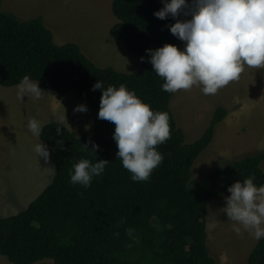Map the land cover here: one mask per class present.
I'll list each match as a JSON object with an SVG mask.
<instances>
[{"label": "trees", "instance_id": "obj_1", "mask_svg": "<svg viewBox=\"0 0 264 264\" xmlns=\"http://www.w3.org/2000/svg\"><path fill=\"white\" fill-rule=\"evenodd\" d=\"M1 1L0 86L15 87L29 77L51 95L74 92L88 108L93 124L78 135L59 123L43 126L39 140L53 157L55 174L25 210L0 218V255L12 264L43 260L53 264H216L206 246L208 203L251 175L257 186L264 185L260 168L264 151L189 185L194 161L212 142L215 127L227 111L217 107L203 135L185 144L169 109L173 94L162 90L164 80L153 72L146 52L166 43L182 49L183 43L168 26L185 17H155L162 0H112L117 22L109 34L121 40L140 64L137 72L124 74L96 67L74 44L56 45L41 17L18 21L1 11ZM97 80L103 81L104 88L124 84L153 111L170 116L171 138L157 146L163 161L146 182L131 180L116 157L115 125L97 118L102 93L91 90ZM57 127L62 129L60 136ZM90 141L99 146L95 154L89 151ZM81 158L109 161L87 189L69 182L72 166ZM169 224L171 229L166 227ZM129 227L138 239L128 237L125 229ZM245 264H264V239L257 241Z\"/></svg>", "mask_w": 264, "mask_h": 264}, {"label": "rangeland", "instance_id": "obj_2", "mask_svg": "<svg viewBox=\"0 0 264 264\" xmlns=\"http://www.w3.org/2000/svg\"><path fill=\"white\" fill-rule=\"evenodd\" d=\"M111 3L112 0H2L1 11L14 15L18 21L41 17L56 45L74 44L96 67L131 74L139 70L140 64L121 40L109 34L117 22ZM22 84L0 87V122L5 118V126L0 124V218L25 210L55 174L49 169L55 170L50 152L47 162L36 157L34 145L41 141L28 130V120L35 118L43 125L59 123L76 135L93 124L88 108L86 112L74 111L78 105H85L74 92L51 95L38 82L44 91L42 96L36 98L28 93L21 100L17 93ZM217 107L224 108L227 115L216 125L212 142L194 161L190 186L245 156L264 151V69L245 66L239 80L216 95H204L197 86L173 94L169 109L184 134L185 144L203 135ZM260 168L264 171V161ZM229 195L226 192L208 203L206 246L216 264H245L257 240L243 229L237 234L233 222L220 211ZM0 264L12 263L0 255Z\"/></svg>", "mask_w": 264, "mask_h": 264}, {"label": "clouds", "instance_id": "obj_3", "mask_svg": "<svg viewBox=\"0 0 264 264\" xmlns=\"http://www.w3.org/2000/svg\"><path fill=\"white\" fill-rule=\"evenodd\" d=\"M162 3V9L153 13L155 17L161 20L169 16L185 17L168 26L170 33L183 43L182 49L167 43L146 49L153 72L164 80L163 91L175 94L197 86L204 95H216L239 80L245 66L264 69V0H162ZM91 90H101L97 118L115 125L112 138L122 167L131 174L133 182L148 181L163 161L157 146L171 138L169 114L153 111L124 84L104 88L103 81L97 80ZM28 93L40 98L44 91L38 87V81L32 83L25 77L18 98L22 100ZM74 111L86 112L87 107L78 105ZM43 126L35 118L27 123L36 138ZM55 131L57 136L62 135L61 128ZM89 143L91 150L83 146L95 154L99 146ZM33 150L36 157L49 160L44 142L35 144ZM108 164L103 159L93 162L81 158L73 164L69 182L87 189ZM254 181L255 176L251 175L231 184L227 189L230 195L224 198L225 206L220 211L233 222L237 234L243 229L259 241L264 239V185L257 186ZM121 223H125L124 218ZM166 227L171 229L172 225ZM125 232L129 238L138 239L134 228H126Z\"/></svg>", "mask_w": 264, "mask_h": 264}, {"label": "crops", "instance_id": "obj_4", "mask_svg": "<svg viewBox=\"0 0 264 264\" xmlns=\"http://www.w3.org/2000/svg\"><path fill=\"white\" fill-rule=\"evenodd\" d=\"M1 87V86H0ZM0 124H2L3 126H5V118L0 122ZM11 124H8L7 127H10ZM10 143V141H9Z\"/></svg>", "mask_w": 264, "mask_h": 264}]
</instances>
